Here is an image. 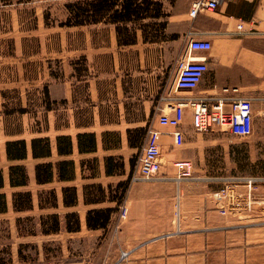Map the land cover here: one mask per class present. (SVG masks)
<instances>
[{
	"label": "crops",
	"instance_id": "1",
	"mask_svg": "<svg viewBox=\"0 0 264 264\" xmlns=\"http://www.w3.org/2000/svg\"><path fill=\"white\" fill-rule=\"evenodd\" d=\"M161 1L163 9L168 13L165 23L168 37H165L166 40L163 42L174 48V52L170 53V57L174 59L170 73L174 75L176 60L185 49L188 33L193 37L209 40L211 48L208 51L196 53L207 57V70L195 89L189 93L193 95H218L222 94L224 87L236 88L235 91L231 92L232 95L252 98L253 130L258 127L264 129V0H223L216 9L201 11L193 17L189 15V9L194 0ZM13 21L16 23L14 16ZM239 23L241 28L237 27ZM94 26L96 28L98 24ZM70 27L81 29L84 27L92 28L93 26ZM109 29L111 38L115 39L114 27L110 25ZM11 38L13 39V37H9V39ZM23 48L22 37L18 40L14 38L12 51L0 56V104L5 102L3 99L9 93L13 92L19 98L21 106H28V98L26 99L27 105H22L19 88V82L22 79L20 70L22 61L19 59H21V56L27 55L23 52ZM7 64H15L17 68L19 67L18 79L16 76L12 79L3 77L2 68L8 66ZM71 66L76 67L74 64H71ZM73 72L72 70L71 77L75 76ZM23 75L27 79L24 72ZM49 75L53 76L50 73ZM43 85H46L48 90L50 108H45L42 101L45 111L42 121L47 125L46 131L53 129L54 132L51 136L48 132L37 131L32 136L46 135L50 138L52 157L56 155L53 147L55 136L61 133L71 136L73 151L69 154V157L74 159L76 175L75 179L66 183L74 184L77 188L76 205L64 207L59 200L58 207L49 211L58 212V209H61L62 213L76 211L80 219V228L77 231L62 229L59 232L49 234L37 232L36 234L18 235L15 221H13L12 230L19 241H16L13 250L11 248V263L16 261L18 264H30L20 260L17 256V245L20 242L36 243L39 250L38 257H40L44 256L42 252L43 242L59 240L61 256L65 257L71 254L70 238L85 234L101 236L106 234V231L111 227V230L116 229V234L111 235L115 243L108 244L109 249H107L106 257L101 264H264V222H248L245 218L248 215L229 211L225 202L214 195V192L218 189H215L209 183V178H214V176H211L214 167L207 164L209 152L217 144L223 145L224 140L219 134L215 136L212 131H196L190 124V111L188 109L185 110L183 123L179 124L185 134L182 144L173 145L170 138H164L161 141L162 164L157 176L151 180H145L148 183L137 181L130 184L129 179L123 197L128 204L126 218L116 220L117 208L105 228H87L85 224L87 209L114 206L115 201L105 200L99 203L85 204L82 198V184L99 182L106 186L108 183L114 185L117 181H123L128 176V163L123 157L125 172L123 174L106 175L103 158L108 154H120L121 145L118 148L104 149L101 133L104 130L115 129V125L112 126L103 121L101 123L95 111H93L91 119L82 117L83 119L80 120L76 111L78 108L75 100L76 93L71 90L69 85H64L62 93L53 98L50 95L48 84L44 83ZM41 94L43 98V93ZM89 97L93 101L97 98L95 87H90ZM166 101L167 92L162 91L154 98L145 97L142 100L145 117L150 113L157 115V117L162 116ZM53 103L54 105L61 103L63 110L69 112L68 114L62 113V123L59 122L58 116L47 119L46 113L57 109L53 107ZM92 107L94 109L96 106ZM28 112L27 107V111L16 114L22 116ZM142 121L143 123L139 122L132 126H141L145 120ZM130 122L133 121L128 123ZM98 123L99 129L97 130L95 127ZM151 125L168 129L174 126L175 122L172 118L167 117L164 120L156 119ZM125 128H131V125H126ZM83 131L95 133V151L77 152L76 133ZM11 135L6 139L25 138L20 135ZM4 142L1 148L6 160ZM126 143L129 146L127 136ZM93 156L97 157L98 160L99 172L97 176L81 178L79 158ZM27 159L32 161V168L27 169L26 167L29 184L31 178L34 181V160L28 154L22 162L25 164ZM176 159L190 161L191 176L183 177L179 181L174 179L178 170L172 166L171 162ZM6 171L3 170L5 182ZM221 177L230 178V176ZM111 178H116V182L112 183ZM28 184L15 189H27ZM61 184L63 183H59V186ZM177 200L179 202L178 215H176ZM221 208H225L226 212L221 213ZM37 237L42 238L41 242L36 241L35 238ZM111 240V238L106 239L105 244L108 241L111 242ZM122 251H125L123 256H121ZM41 264H83V261L71 259L62 262L47 261Z\"/></svg>",
	"mask_w": 264,
	"mask_h": 264
},
{
	"label": "rangeland",
	"instance_id": "2",
	"mask_svg": "<svg viewBox=\"0 0 264 264\" xmlns=\"http://www.w3.org/2000/svg\"><path fill=\"white\" fill-rule=\"evenodd\" d=\"M63 2L64 0H29L20 3L14 0L11 3L0 1V56L12 51L14 38L18 40L22 37L23 52L27 55L21 56L19 59L23 62L20 64L22 79L19 82V88L22 105H27L26 99L28 98L27 107L29 111L22 116L13 114L9 117H4L5 115L0 111V126L2 127L0 129V148L3 147L4 140L10 134H12L11 136L20 135L29 139L34 133L40 131L48 132L52 136L53 129L46 131L47 125L42 121L45 114L42 105V85L48 84L52 98L62 93L64 85H69L71 90L76 93L75 100L78 107L76 111L80 120L83 119L82 117L91 119L93 111H95L101 123L103 121L112 126L115 125L113 130L120 133L121 140V149L118 155L124 157L129 167L127 161L129 157H132L136 164L147 126L153 124L156 119L172 118V113L167 107H165L162 116L157 117V115L150 113L145 117L142 100L145 97L154 98L160 91L165 93L169 90L173 78L170 69L174 60L170 57V53L174 52V48L163 42L166 40L165 37H168V33L165 26L158 29L157 23H153L151 26V28H155L152 29L155 36L150 35L152 40L143 42L138 30L137 41L128 45H118L116 36L115 39L111 38L110 25L106 23H99L96 28L93 26L92 28L84 27L81 29L58 26L55 23L45 25L43 13L46 10L50 12L49 22L64 17ZM13 16L16 23L13 21ZM162 19L163 17L159 20L162 21ZM9 37H13V39H9ZM24 37L27 39L23 40ZM71 64L76 65V67L71 66ZM7 65L2 68L3 77L12 79L16 76L18 79L19 67L17 68L15 64ZM50 70L55 74L54 76L49 75ZM72 70L76 77H71ZM23 72L27 79L23 77ZM76 79L79 82H76ZM90 87H95L97 91V98L94 101L89 97ZM17 99V95L11 92L3 100L10 104L16 102ZM52 105L57 109L46 113L47 119L58 116L59 122L62 123V113L68 114L69 112L63 110L61 103L58 105L53 103ZM92 106L96 107L93 109ZM1 109L2 103L0 104ZM142 120H145L143 125L132 126L139 122L143 123ZM129 121L135 123H128ZM126 125H131L133 130L130 134L135 141L140 134L134 128L141 127L143 129L144 136L140 144L137 143L136 146L127 145ZM95 128L99 129V123ZM212 132L215 136L219 134L224 141L223 145L217 144L209 152L207 164L214 167L211 171V176L214 178H209L210 185L218 190L226 185L232 186L244 194L250 190L249 199L253 200L251 208L243 211L236 209L233 212L248 215L245 216L248 222H264V129L255 128L252 134L243 138L218 129L212 130ZM7 164L2 149L0 151L2 170L6 171ZM25 164L27 169L32 168L31 159H27ZM221 176H230V178ZM238 177L241 179H237ZM249 178H252V182L250 186H247V179ZM111 179L112 183L116 182V178ZM137 181L148 183V181L136 178L134 165L129 183ZM50 186L58 188L59 183L53 182L44 187ZM40 187L31 178L27 189L35 195ZM3 190L9 194L11 189L5 186ZM126 205L128 206L127 203ZM42 212L46 211L34 208L23 213L16 214L9 210L1 214L0 219L4 221L0 223V247L9 243L10 250L11 248L13 250L16 241H19L12 230L16 215L37 216ZM58 212L62 213V210L58 209ZM126 216L122 218L118 212L115 217L119 221L124 220ZM113 234H116V229L111 230L110 227L106 234L101 236L85 234L70 238L71 254L62 257L61 255L55 256V252L53 254L50 252L46 258L40 256L29 263L41 264L47 261L62 262L80 259L83 264H101L106 257L107 249H109L108 244L115 243L113 236L111 237ZM110 238L112 239L111 242L108 241L105 244V240ZM35 239L37 242H41L42 238L37 237ZM58 241L51 240V247ZM10 264L18 263L14 261Z\"/></svg>",
	"mask_w": 264,
	"mask_h": 264
},
{
	"label": "trees",
	"instance_id": "3",
	"mask_svg": "<svg viewBox=\"0 0 264 264\" xmlns=\"http://www.w3.org/2000/svg\"><path fill=\"white\" fill-rule=\"evenodd\" d=\"M3 3H11L13 0H0ZM17 3L29 0H14ZM63 8L65 15L62 19L49 22L50 12L43 13L45 25L58 26H94L99 23L112 25L115 30L118 45H128L137 41V31H140L143 42L152 40L155 36L151 28L153 23L157 27H164L168 13L163 9L161 0H64ZM163 17L162 21L159 19ZM159 20V21H153ZM151 35V36H150ZM27 39V37H24ZM50 62L48 61V67ZM51 75L52 70L49 71ZM45 108H50L48 90L46 85L42 87ZM4 117L27 111L18 102L2 103L0 110ZM139 132L137 141L131 137L132 128H127V141L129 146L141 143L144 133L141 127L134 128ZM101 141L104 149L118 148L120 146V133L116 130H104L101 133ZM53 147L56 155L52 157V143L48 136H32L25 138H10L4 142V152L7 164L6 182L3 170L0 167V213L9 209L16 213L33 210L46 211L35 215H17L14 218L18 235L56 233L65 231H77L80 228V219L76 211L58 213L49 211L57 208L59 200L62 206L77 204V188L74 184H67L75 179V162L69 157L73 151V142L69 134H57L54 138ZM76 149L78 153L92 152L96 149V137L94 132L83 131L76 133ZM34 160L33 176L37 185H47L52 182L63 183L58 188L54 186L40 187L35 195L29 189H15L26 186L29 176L25 164L22 162L27 155ZM128 176L125 180L117 181L114 185L108 183L103 186L99 182L83 183L82 198L85 204H94L102 201H115L114 206L93 207L85 212V224L87 228H105L123 200L135 161L129 157ZM104 172L106 175L123 174L125 166L123 157L118 154H108L103 158ZM79 170L81 178L95 177L99 172L97 157L79 158ZM8 186L9 194L3 190ZM0 219V223H2ZM6 227V226H5ZM51 241L42 243V252L46 258L50 252L55 256L61 255L59 243L51 247ZM38 246L33 242H20L17 245V256L25 262H33L38 259ZM10 244L0 247V264L11 263ZM66 261V260H65ZM68 261V260H67Z\"/></svg>",
	"mask_w": 264,
	"mask_h": 264
},
{
	"label": "built area",
	"instance_id": "4",
	"mask_svg": "<svg viewBox=\"0 0 264 264\" xmlns=\"http://www.w3.org/2000/svg\"><path fill=\"white\" fill-rule=\"evenodd\" d=\"M223 0H194L189 9V15L195 16L201 11H212ZM241 28V24H237ZM211 48V42L207 39L193 37L188 33L185 49L176 60L175 72L171 86L167 91L166 107L172 113L174 126L170 128H157L148 125L140 154L136 160V178L151 180L157 176L161 169V141L170 138L173 145H181L185 134L179 127L183 123L185 110L190 111V124L199 132L222 130L240 138L247 137L253 132V106L252 98L232 95L236 88H223L222 94H197L189 93L194 90L203 74L207 70V57L198 55L197 52H205ZM183 92V93H181ZM172 166L177 168L175 180L191 176V163L187 159L173 160ZM237 179H241L238 177ZM245 179V178H244ZM246 182V180H245ZM252 178L247 179L250 186ZM251 191L245 194L232 186L226 185L214 192V195L222 199L229 211L236 209L248 210L252 206ZM241 197V198H240ZM244 197V198H243ZM120 217L127 213V205L123 199L118 205ZM221 208V213H225ZM179 213V202H176V215ZM125 254L122 251L121 256Z\"/></svg>",
	"mask_w": 264,
	"mask_h": 264
}]
</instances>
